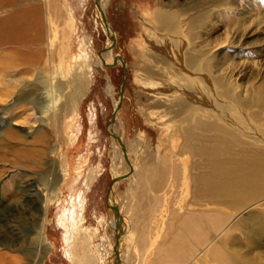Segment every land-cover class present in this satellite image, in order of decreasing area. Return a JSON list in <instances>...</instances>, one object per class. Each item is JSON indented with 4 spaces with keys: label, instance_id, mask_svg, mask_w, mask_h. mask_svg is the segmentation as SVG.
I'll use <instances>...</instances> for the list:
<instances>
[{
    "label": "rangeland",
    "instance_id": "obj_1",
    "mask_svg": "<svg viewBox=\"0 0 264 264\" xmlns=\"http://www.w3.org/2000/svg\"><path fill=\"white\" fill-rule=\"evenodd\" d=\"M161 1L168 3V0H103L100 3L116 38L110 56L112 59L123 57L127 64L125 96L114 126L130 155L131 167L107 130L120 99L123 66L121 63L106 65L98 58L111 41L98 16L97 0H22V4L0 8V36L4 35L0 37V264H31L33 257L28 249L36 253L40 252V246L48 250L44 252L42 264H74L65 254L64 248L69 242L70 248L74 244L75 251L79 246L86 251L89 264H109L113 247L119 245L116 219L108 208V192L114 176L127 175L116 183L111 194L118 210L129 221V224L124 222L121 251L126 264H158L161 254L172 258V251L166 249L187 236L182 224L188 208H194L188 182L182 177L179 179L173 170L172 175L165 174L159 188L155 189L151 183V177L155 176L152 182L156 186L164 167L158 160L160 157H156L160 140L165 143L162 155L175 153L172 160L177 161L176 168L186 157L179 148L183 139L175 136L173 115L179 109L178 101L173 103L176 96L163 91V86L146 74L151 68L146 55L147 41L156 31L147 18L161 6ZM175 1L181 4L186 0ZM239 2L242 10L238 19L244 12L249 13L244 27L238 29L233 20L224 32L223 19L213 16L218 25L213 37L219 44L229 45L218 58L234 62L235 73L242 61L264 58V0ZM33 5L34 15L20 16L22 22L17 21L10 30L11 43L6 42L9 35L3 28L6 17ZM216 11L224 12V9ZM30 23L34 25L31 27ZM245 28L250 34L241 37L239 42L231 40L237 35L233 33ZM83 48L90 59L91 84L80 103L78 116L70 122L60 106L57 113L47 112L38 100L44 97V86L70 82L79 67V50ZM251 70L255 68L252 66L246 72ZM239 79L242 86L256 80L249 74L248 78ZM175 144L176 152H168ZM54 167L66 176L53 189L48 208L42 204L40 213L38 195L43 199V190L32 191L28 184ZM164 168L171 171L170 165ZM261 204L264 202L237 212L245 219L230 236L240 251H245L247 244L264 254L263 221L259 220L262 223L259 226L248 218ZM63 213L74 217L70 220L74 223L68 225L69 241L66 242L64 235L67 234L58 224ZM258 218L264 219V212H259ZM43 222L46 234L41 244L36 241V233ZM230 223L224 231L230 229ZM224 231L216 233L215 238L224 235ZM86 237L90 238L89 245L84 243ZM239 243L246 244L239 246ZM215 246L220 247V243L216 241Z\"/></svg>",
    "mask_w": 264,
    "mask_h": 264
},
{
    "label": "bare ground",
    "instance_id": "obj_2",
    "mask_svg": "<svg viewBox=\"0 0 264 264\" xmlns=\"http://www.w3.org/2000/svg\"><path fill=\"white\" fill-rule=\"evenodd\" d=\"M21 1L0 0V8L22 4ZM101 1L103 0L97 2L96 9H98V16L111 42L103 52L98 54V58L106 65L118 63L123 65L125 63L126 67L127 64L123 57L117 56L112 59L110 56V50H113L116 38L112 35V28L108 20L105 22L103 19L102 14L105 12L100 7ZM160 4L161 6L147 18V22L156 31H153L154 35L151 40L147 41L146 55L150 58L148 61L151 68L146 70V74L151 80L163 86L161 88L163 91L171 92L170 94L176 96L173 103L178 101L179 109L173 115L177 128L175 136L183 139L181 147H178L182 148L181 154L186 157L181 161V166L176 168L177 161L172 160L176 157L175 153L170 156L167 153L162 155V147L164 148L165 143L160 140L158 143L160 152L156 157L157 159L160 157L158 160L162 161L161 164L164 167L170 165L171 171L162 167L157 177L156 186V182H152L155 176L150 177L151 183L156 189L161 186L165 174H170L174 170L179 179L184 178L185 183L188 182L190 185L191 203L194 208H188L187 217L184 218L185 221L182 224L187 236L181 237L178 242L176 241V244H172L166 249V251H172L170 253L174 255L172 258L167 254H161V252L157 259L158 264H264V254L257 252L246 243L238 244L239 246L246 244L245 251L238 250L234 238L230 236V232L239 229L242 226L241 222L245 219L244 215L237 214V212L264 202V58L253 62L242 61L241 68L239 67L238 72L235 73L234 69L237 66L234 62H227L226 58H224L225 61L218 58V54L228 50L229 45L219 44V41L213 37L218 27L215 21L216 17L213 16L219 15L223 19L222 30L226 32L229 21L234 20L238 29L244 27L245 19L249 13L244 12L238 19L237 16L242 10L239 0H186L181 4L176 3L175 0H168L167 4H163L162 1ZM217 8H223L224 12H217ZM24 10H18L16 14L12 13L4 20V31L10 35L3 33L7 36L6 42L11 43L10 30L16 26L17 21L22 22L20 16L34 15V5L32 8ZM248 34L250 32H247V28L242 29L241 32L233 33L232 35H236V37L231 40L239 42L241 37ZM214 44L217 45L214 46ZM79 51H81L79 67L73 73L70 82L63 85L44 86L45 90L42 92L44 97L38 100L39 105L47 112L49 110L57 113V106H60L64 116L71 119L70 122L78 116L80 103L91 84L90 59L84 48ZM159 53H163V56ZM252 66L255 70L247 73V69ZM235 74L239 76L236 77ZM248 74L256 80L242 86L239 78H248ZM240 92L241 95H239ZM124 96L125 91L116 103L115 117L113 121L109 122L107 130L110 138H113L115 144L124 153L126 163L131 167L130 155L122 139L116 138L115 135L118 133L114 126L115 119L118 117L117 113H120L122 108ZM180 123L181 125H179ZM149 149L150 147L147 148V150ZM176 150V144L167 149L172 153ZM57 153L58 151L55 149V156ZM56 170L54 167L50 173L42 174L35 179L34 183L28 184V189L32 191L34 188L37 191L43 190V199L42 195H38L40 202L37 206L41 210L40 213L43 210L42 204L45 205V209L48 208V204L52 200L53 189L66 176ZM130 170L132 171L131 168ZM157 173L158 171L155 174ZM126 177L127 175L114 176L108 192V208L116 219L119 232H117L119 245L113 247L109 264H112L111 261L114 264H126L121 254L123 252L122 240L126 230L124 222L127 221L129 224V221L122 216L111 195L116 183ZM40 186L42 187L40 188ZM114 206L118 210L119 217L115 215ZM259 212H264V204L259 205L256 212H250L248 218H252L255 225L262 226L259 220L263 221L264 225V219L258 218ZM233 215L235 217L231 221ZM45 217H42L44 221H46ZM71 219L74 217L64 214L61 220H58V224L66 234L69 223L70 225L74 223V221H70ZM230 222H232V226L228 231H224L225 227L227 228L231 224ZM44 223L36 233L38 236L36 241H40L41 244L46 234ZM223 231L224 235L215 238L218 237L215 235ZM121 237L123 238L121 239ZM89 239V237L84 239L86 245L90 244ZM65 240L69 241L68 234L64 235ZM216 241L220 243V247L215 246ZM70 244V242L67 243L64 248L65 254L69 256L70 260L74 264L75 262L77 264L78 260L80 264H89L86 251L80 246L75 251L74 244L71 245V248ZM40 247V252L36 251V253L29 247L28 253L33 257L30 261L31 264L43 263L44 254L48 250L46 251L43 246ZM71 249L73 255L70 254Z\"/></svg>",
    "mask_w": 264,
    "mask_h": 264
},
{
    "label": "water",
    "instance_id": "obj_3",
    "mask_svg": "<svg viewBox=\"0 0 264 264\" xmlns=\"http://www.w3.org/2000/svg\"><path fill=\"white\" fill-rule=\"evenodd\" d=\"M97 2H98V0H97ZM96 2V3H97ZM102 16H103V19H104V21L106 22L107 21V19H106V15L103 13L102 14ZM122 58V57H121ZM123 78H122V84H121V88H120V95L122 96V95H124V84H125V80H126V76H125V63H123ZM114 117H115V114L113 113L112 114V116H111V119H110V122L111 121H113L114 120ZM116 136V138H118L119 140H120V138H119V136L118 135H115ZM114 208V211H115V215H116V217H119L120 215H119V213H118V210H117V208L114 206L113 207ZM119 236L117 235V238H118Z\"/></svg>",
    "mask_w": 264,
    "mask_h": 264
}]
</instances>
